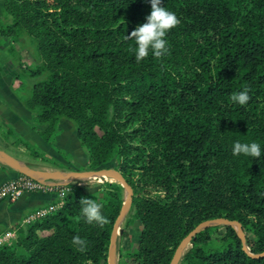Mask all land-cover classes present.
<instances>
[{
    "label": "trees",
    "instance_id": "16d2710c",
    "mask_svg": "<svg viewBox=\"0 0 264 264\" xmlns=\"http://www.w3.org/2000/svg\"><path fill=\"white\" fill-rule=\"evenodd\" d=\"M3 1L10 19L0 22V47L17 77L37 80L22 101L35 114L32 129L52 145L58 123L69 121L89 170L117 159L133 190L140 248L118 264H169L190 231L217 218L238 222L249 251L264 252V151H232L237 140L264 149V0H162L179 23L165 37L167 53L140 61L126 37L150 14L149 0ZM22 37L41 58L35 69L14 48ZM244 90L249 101H233ZM105 185V223L87 222L80 200L91 194L70 184L59 209L15 225V241L0 243V264H107L122 189ZM179 264L264 258L249 257L231 228L215 227L196 236Z\"/></svg>",
    "mask_w": 264,
    "mask_h": 264
},
{
    "label": "rangeland",
    "instance_id": "374dc122",
    "mask_svg": "<svg viewBox=\"0 0 264 264\" xmlns=\"http://www.w3.org/2000/svg\"><path fill=\"white\" fill-rule=\"evenodd\" d=\"M4 1L0 0V22L4 23L10 19L9 14L3 10ZM15 50L19 53L24 65L26 67L35 69L41 63V58L31 40L28 37H22L18 44L14 45ZM18 70L13 66L10 57L6 53L4 48L0 47V79L2 84H0V150L9 154L10 156L25 162L26 164H36L40 166V168H45V164H50L54 166L53 170H69V166L77 168V172L88 171L89 164L87 160V153L83 149L84 155H81V162L78 160L77 162L73 159L74 156L64 154L63 152H54L52 150L47 149V145L40 137H38L32 129L33 119L35 114L28 113L23 106L22 101L27 97V90L31 87V85L37 80L24 79L21 77H17ZM7 92V95H3L1 92ZM10 99V101H6ZM2 99V100H1ZM6 101V104L11 109L10 114H5L3 109V101ZM112 113V112H111ZM115 116V123H122L121 119L116 117V114H109V117ZM122 118V117H121ZM70 124L71 132H74L73 126L69 121H64ZM131 125V124H130ZM137 127L136 124L130 126L126 131H130ZM36 129H40L39 131H43L44 127L37 125ZM37 133V132H36ZM75 137V134H74ZM55 138V137H54ZM76 140V138H74ZM77 141V140H76ZM78 143V142H77ZM50 146V145H49ZM79 147V146H78ZM35 150L39 157L34 158L31 156L32 151ZM72 152V147H70L69 151ZM55 158V161H52V157ZM54 162V163H53ZM74 165V166H73ZM119 165L117 159H113L106 165L104 168H116ZM35 168V167H34ZM38 168V167H37ZM62 168V169H59ZM0 171L7 172L9 170L0 167ZM13 175L14 179L18 174L14 172H10ZM141 175V171L135 170L133 174L134 182L136 183L137 179ZM9 179V180H11ZM7 180V181H9ZM5 181V182H7ZM4 182V183H5ZM114 183L109 180H91L85 183H79L78 185L85 190V192L91 194V199H96L102 205V199L107 190L105 183ZM116 184V183H115ZM138 184V183H137ZM1 185V184H0ZM65 189L68 188L65 187ZM61 189H57L55 191L57 197L60 200L64 199V195H61ZM61 207V206H60ZM102 214L105 216V212L103 210L102 205ZM48 215V214H46ZM44 217V216H42ZM40 217V218H42ZM37 218V219H40ZM36 218L34 220H37ZM34 220L26 221L25 223H20L21 226H26ZM18 224V223H17ZM15 225L4 230V232L0 235V243H13L16 239V228ZM143 231L142 223L136 219L134 214V209L131 207L130 212L125 218L124 222L120 228V234L116 243V250L118 254V259L121 260L128 253H135L140 248L141 235Z\"/></svg>",
    "mask_w": 264,
    "mask_h": 264
},
{
    "label": "water",
    "instance_id": "95a60500",
    "mask_svg": "<svg viewBox=\"0 0 264 264\" xmlns=\"http://www.w3.org/2000/svg\"><path fill=\"white\" fill-rule=\"evenodd\" d=\"M0 167L12 171L18 175L27 177L44 187L61 188L67 187L74 183H85L91 180H109L116 183L122 189V200L119 213L112 225L109 245L107 250V264H118V254L116 250V243L120 234V228L125 218L132 207L133 190L128 182L124 179L121 173L114 168H100L88 171H69V170H53L45 171L34 168L23 161H20L4 151L0 150ZM228 227L231 228L236 236L239 238L242 250L253 259L264 258V252L260 254H252L247 245L245 235L240 224L236 221L225 218H217L204 221L198 224L192 231H190L185 238L181 240L174 250L172 259L169 264H179L183 255L195 241L196 236L209 228Z\"/></svg>",
    "mask_w": 264,
    "mask_h": 264
},
{
    "label": "clouds",
    "instance_id": "9594fccd",
    "mask_svg": "<svg viewBox=\"0 0 264 264\" xmlns=\"http://www.w3.org/2000/svg\"><path fill=\"white\" fill-rule=\"evenodd\" d=\"M151 5L150 14L146 17L145 22L139 24L126 38H134L136 48L135 54L137 61L147 57L151 52L155 57H160L167 53V40L165 39L168 31L174 28L179 20L176 14L165 6H162V0H149ZM233 101L241 105L246 104L250 97L247 90L241 91L232 96ZM234 155L243 154L250 157H260L262 154L261 144L255 141L242 142L234 141L232 146ZM81 213L87 222H97L103 224L106 217L102 214V205L96 199L82 198L80 200ZM72 243L79 245L83 251L85 240L79 235L73 237Z\"/></svg>",
    "mask_w": 264,
    "mask_h": 264
},
{
    "label": "crops",
    "instance_id": "0c3cea01",
    "mask_svg": "<svg viewBox=\"0 0 264 264\" xmlns=\"http://www.w3.org/2000/svg\"><path fill=\"white\" fill-rule=\"evenodd\" d=\"M0 84H2L1 79H0ZM1 93L3 95H7V92L5 93L4 91H2ZM8 100L10 101V99ZM8 100L6 97V101ZM6 101L5 100L3 101V109L5 110L3 112H5V114L8 112L7 114L9 115L11 112V109L6 104ZM69 125L70 124L64 121H60L58 123L53 143L50 146L47 145V149L52 150L53 152L54 150L55 152L56 151L63 152L64 154H68L69 156L73 155L74 156L73 159L76 162L78 160H80L81 162L80 156L84 155L83 149L81 148V145L77 137L76 136L74 137L75 133L71 132V128ZM34 133L38 136L36 132ZM74 138H76L77 141ZM70 147H72L73 149L72 152L71 150L69 151ZM55 160L56 159L52 157V161H55ZM29 165L35 168L38 167L37 169H41L45 171H53L54 169V166H52L53 164L52 165L45 164L44 166L45 168H40L38 163L29 164ZM75 167L69 166L68 168L71 170L77 171V168ZM59 169H62V168H59ZM62 170H65V169H62ZM10 172L12 171H7V172L0 171V184L13 178V175ZM61 204H62V200H60L57 197L54 190L48 191V192H42V193L25 194L13 202L3 201L0 203V232L3 233L5 229L11 227L14 224L25 223L26 221L30 220L32 216H34L37 212L45 211L46 214H50L56 211L57 209H59Z\"/></svg>",
    "mask_w": 264,
    "mask_h": 264
},
{
    "label": "built area",
    "instance_id": "2783aa9c",
    "mask_svg": "<svg viewBox=\"0 0 264 264\" xmlns=\"http://www.w3.org/2000/svg\"><path fill=\"white\" fill-rule=\"evenodd\" d=\"M57 189H61L60 190L61 195L67 192V189H65V187H61V188L44 187L27 177L19 175L16 178L11 179L0 185V203L3 201L6 202L16 201L25 194L42 193L52 190L57 191ZM45 215H46L45 211H40L37 212L34 216H32L30 220H34L35 218L37 219Z\"/></svg>",
    "mask_w": 264,
    "mask_h": 264
}]
</instances>
